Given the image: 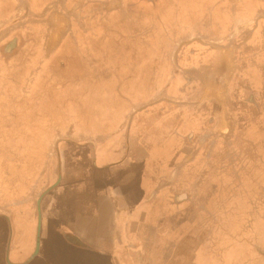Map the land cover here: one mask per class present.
Wrapping results in <instances>:
<instances>
[{"label": "crops", "instance_id": "crops-1", "mask_svg": "<svg viewBox=\"0 0 264 264\" xmlns=\"http://www.w3.org/2000/svg\"><path fill=\"white\" fill-rule=\"evenodd\" d=\"M212 3L213 6L208 0H203L202 6L196 9L187 0L189 5L182 12L178 9L173 12L175 15L184 12L179 25L183 27L182 31H187L184 34L187 36L184 37L194 39L192 43L186 42L187 49L195 46V43L222 46L218 48V52L214 50L196 54L192 47L188 49L191 55L181 52L182 62L189 60L192 63L188 69L185 67L183 70L186 74L184 81L183 77L180 78V69L175 71L170 63L165 69L159 70V60L178 62L179 54L159 59L158 43L154 36L157 33L153 35L152 28L149 39L144 37L130 40L127 49L123 48V44H127L125 40L122 46L118 44L122 48L118 55L120 58L129 59V66L132 68L125 77L122 75L123 70L118 72L120 80L117 88L123 92L126 102L114 107L112 114L106 108L103 113L89 115L87 122L83 118L75 122L78 125L76 128L81 129L80 132L84 128L85 137L71 140L72 136H68L58 141L57 135L49 138L51 143H55L52 155L57 156L58 163L49 168L48 172L54 173L56 182L36 202L37 210L34 215L39 220L37 246L28 253L25 260H15L23 253L20 251L21 246L14 247L17 230L11 225L6 228L0 225V264H33L37 259H41L42 264H60L59 260L63 261L62 264H171L173 260L170 261V258L174 253L181 252L190 238L194 242L197 239L192 249L198 250V257L202 253L199 249L205 247L209 250L217 249L218 257L223 259L225 253H232L231 247L236 245L238 239L245 240V233H240L250 229V222L259 213L257 202L264 201L262 197L257 198L260 196L258 180L264 175V147L263 159L261 164L257 163L256 169L250 166L252 162L246 167L218 164L219 155L222 159L225 157L219 152L221 148L217 150L218 141L224 138L221 131L225 134L233 133L235 126L231 127V123L228 130L227 121H224L226 126H222L220 117L225 116L222 114L223 110L226 111L227 106L231 107L232 103L223 100L227 99L224 95L230 89H219L216 71L217 66L221 69L220 62H224L222 53L235 48V41L230 48L227 46L231 44L227 41L235 37L234 40H237L240 32H247L255 18L250 9L253 6L251 2L250 5L241 6L234 2L230 6H223L220 0H212ZM86 7L82 6L83 10L81 8L79 13H83ZM30 8L28 0H0V15H4L1 16L0 23L7 24L15 15L29 11ZM103 12L105 11L102 10L101 13ZM85 14H91L90 10ZM207 15L213 18L212 28L219 31V38L213 41L214 44L204 39L200 33L193 34L202 28L196 20ZM190 30L193 33H189ZM222 30L233 32L227 34L226 31L222 35ZM193 36L196 38L192 39ZM106 40L97 43L104 45ZM93 41L94 39L78 38L74 43H67L59 38H49L45 47L52 45L59 56L69 46H77L76 53L78 46H84V55L88 59L89 55L93 57ZM108 47L110 46L102 49L103 54L115 58L116 54L111 53ZM202 55H206L205 60L213 62L214 66L203 69L204 73L200 74L196 72L202 67H197L196 64L202 63ZM233 72L232 75L238 74ZM168 77L175 79L174 83L169 82L170 86L165 83ZM159 78L164 80L159 81ZM185 81L188 86L193 83L194 96L189 98L188 95L185 102L166 99L167 106L163 108L152 106L162 101L157 94L164 90L170 94L178 90L179 94L187 96ZM142 88L150 96L143 92L144 95L139 97ZM195 98L196 101H193ZM248 103L245 105L254 104ZM255 104L257 105L256 102ZM184 105L188 107L183 108ZM230 109L233 111L232 107ZM247 132L243 133L246 137ZM238 135L237 131L234 138H227L228 142L238 140ZM71 141L76 143V148L70 145ZM261 141H264V137ZM78 142L83 143L80 145ZM63 145H66L65 149ZM46 156L49 157L47 154ZM38 163L42 164V168L39 166L38 170L46 175L45 158L43 163L39 160ZM232 175L235 178L232 179ZM263 182L261 180L260 183ZM241 187L242 198L239 199L236 190ZM263 190L264 186L261 191ZM181 200L185 202V206L176 208L178 214L173 215L171 210ZM26 201L30 203V198ZM157 202L161 206V213L155 217L154 204ZM6 213H0V216L5 215L9 221V214ZM154 217L155 225H145L144 221H154ZM261 219L264 221L262 214ZM86 221H91V230L94 229L100 234L101 240L96 245L98 251L73 234L78 228L74 223L81 224ZM161 221L165 226V235H161L155 242L150 237L143 238L140 231L143 226L150 232L152 228L156 230ZM57 223L60 225L57 226ZM64 229L69 231L68 234L63 232ZM82 229L86 230V227ZM172 232L179 233L176 240L163 238L169 233L172 235ZM155 234L157 236V232ZM58 237L63 239L61 246L56 245ZM42 239L47 240L45 250H42ZM188 250L191 251V248L188 249L187 246L186 256ZM236 258L229 262L222 260L221 264H234ZM259 260V255L253 258V261ZM262 262L264 263V257Z\"/></svg>", "mask_w": 264, "mask_h": 264}, {"label": "rangeland", "instance_id": "rangeland-1", "mask_svg": "<svg viewBox=\"0 0 264 264\" xmlns=\"http://www.w3.org/2000/svg\"><path fill=\"white\" fill-rule=\"evenodd\" d=\"M28 1L31 4L29 11L26 10L15 15L7 24L0 23V213L7 212L6 214H9L10 217L7 221L5 215L0 216V225L5 228L11 225L13 229L17 230L14 247L21 246L20 251L23 252L22 255L15 258L19 261L25 260L28 253L37 246L39 220L34 215L37 210L36 202L43 194H46L48 191L46 189L51 188L50 186L56 182L54 173L48 172L49 168H53L58 163L57 156L53 157L55 154L52 155L55 143H51L49 138L57 135L56 141H58L68 136H72L71 140L85 137L83 136L84 128L80 132L81 129L76 128L78 125L74 124L75 122H79L80 118L87 122L89 115H98L107 109H110L109 113L112 114L114 107L126 102L122 96L123 92L121 93L117 88L120 80L118 72L123 70L122 75L125 77L132 68L129 66V59L120 58L118 55L119 50L122 49L118 44L122 46L125 40L127 44H123V48L127 49L130 40L144 37L149 39L152 28L153 35L157 33L154 36L158 43L159 59L164 56V58L175 57L179 54V63L176 60L173 63L159 60L157 63L159 70L165 69L170 63L175 71L180 69V78L183 77L184 81L186 74L183 70L185 67L188 69L192 63L190 64L189 60L182 62L180 55L181 52L191 55L188 49L192 46L187 49L185 44L188 41L192 43L193 38H196L193 36V40H190L191 38L184 37L187 36L184 35L187 31H182L183 27L179 25L184 17V12L179 15L173 13L177 9L182 12L183 8L185 9L189 5L187 0H153L155 3L147 0ZM188 1L191 7L193 5L196 9L203 4V0ZM231 1L234 0H220L223 6L232 5ZM250 1L253 5L250 6V9L254 15L255 23L247 32H240L237 40H234L235 37L227 41L231 44L227 46L228 48L235 41L234 49L223 52L224 57L219 55L224 62H220L221 69H218L219 66H217L218 79L216 77V81L218 80L219 89H227V91L230 89L228 94L224 95L227 96V99L223 100L230 101L233 108L232 111L228 105L226 111L223 110L222 113L226 118L220 117V120H222L223 127L226 126L224 121L229 123L228 130L232 123L235 126V132L225 134L224 131H221L224 138L218 141L217 150L221 148L218 151L225 155L223 159L219 155V165L233 166L235 164L246 167L252 162L253 164L250 166L256 169L257 163L261 164V159H263L262 148L264 147V141H261L264 137V127H262L264 125V0ZM208 3L214 5L212 0H208ZM59 4L64 8L62 11L57 10ZM82 6L87 7L83 13L79 14ZM89 10L91 14H85ZM102 10L105 12L101 13ZM152 12L154 13L152 14ZM70 13L75 15H73L74 18L72 17L73 20L68 21ZM1 16L4 15H0V18ZM197 21L202 26L201 30L197 29L194 33L190 30L189 33L195 35L200 33L209 42L218 40L219 31L217 28H212L213 18L211 16L207 15L205 18L202 16ZM226 31L222 30L221 34L225 35ZM227 32L229 34L233 31ZM60 37L68 38L73 43L78 38L94 39L92 42L93 57L91 58L89 55V58L86 59L84 46H78L77 53V46L74 45L71 49L69 46L59 56L52 45L45 47L47 39ZM13 39L16 40L14 46L6 44ZM103 39H107L106 43L99 45L98 43H101ZM195 44L192 48L196 50L193 51L196 54H203L207 51L214 52V50L222 48L214 42L211 43L214 45ZM107 45L110 46L108 48L111 53L116 54L115 58L106 57V54H103L102 49ZM205 57L206 55H202L200 58L202 63L196 64L197 67H202L196 73L203 74V69L214 66L213 62L206 61ZM203 66L205 67L203 68ZM232 71L238 74L232 75ZM162 80L164 79L159 78V81ZM169 82L174 83L175 79H171V77L166 79L165 83L170 86ZM187 84L185 81L184 85L188 88V90L185 89L187 96L179 94L178 90L173 94L164 90L157 94L162 101L152 106L166 107V99L185 102L188 100V95L190 98L195 94L193 93L195 89L193 83L189 86ZM143 92L147 94V90L142 88V94L139 97L144 95ZM149 94L147 95L150 96ZM155 96L156 94L153 95V97ZM197 98L193 101H196ZM162 102L165 104H161ZM248 102L254 103V105H250ZM236 103L239 105L236 106ZM247 103L249 105H245ZM186 107L188 106H183V108ZM223 107L225 106L223 105ZM232 112L235 113V119ZM237 131L238 140L228 142L227 138H234ZM246 131H248L247 137L243 134ZM82 143L78 142L80 145ZM70 145L75 148L77 146L74 141H71ZM65 147L66 145H63V149ZM48 151L52 152L48 153ZM57 152L59 153V151ZM44 158L46 175L42 170H38V167L42 165L38 163V160L43 163ZM234 176L232 175L231 178H235ZM242 191L243 187L236 190L239 199L242 198ZM261 197L264 199V190L260 191L259 197L257 196L259 199ZM29 198L30 203L26 201ZM154 205L156 206L155 217H157L161 213V206L158 205V202ZM177 205L171 210L173 215L178 214L175 209L184 207L185 202L181 200ZM256 207L259 213H256L254 221L250 222V229L246 232L241 231V233L239 231L240 234L245 233L243 235L245 240L238 239L236 245L233 244L231 247L232 253H225L223 259H220L217 249L209 250L201 247L199 251L202 253L198 257V250L193 251L192 249L194 248L192 245L197 242V239L194 242V239L190 238L187 240V246L188 249L191 248V251L188 250L186 256L187 246L182 251L178 249L181 252L173 254L170 258V261L173 260L171 264H221L222 260L226 259L229 262L236 257L234 264H246L245 262L250 264L249 261L254 262L251 264H264L262 262L264 257V221L261 219V214L264 218V201L257 202ZM155 217L152 219L154 221H149V219L144 221L145 225H155ZM162 223V221L159 222L157 231L152 228L150 232L148 230L147 232L143 226L140 229L143 238L144 236L150 237L152 242H155L161 235H165L163 229L165 226ZM92 224L91 221L81 222V224L80 222L74 223L78 228L73 234L78 236L81 242H87L93 247V250L98 251L96 245L101 237L97 231L91 230ZM58 225L60 224L57 223ZM84 227L87 231L82 229ZM64 230L63 232L68 234L69 231ZM172 233V235L169 233L163 238L176 240L179 233ZM61 242L63 239L58 237L56 245H63ZM150 242L148 239L149 244ZM41 244L43 248L41 249L45 250L47 240L42 239ZM156 246L158 247V245ZM156 246H154L155 250H157ZM246 251L249 253L246 254ZM256 255L261 257L258 262L253 261ZM63 256H65L64 253ZM62 262L59 260L60 264ZM33 264H42V260L37 259Z\"/></svg>", "mask_w": 264, "mask_h": 264}, {"label": "flooded vegetation", "instance_id": "flooded-vegetation-1", "mask_svg": "<svg viewBox=\"0 0 264 264\" xmlns=\"http://www.w3.org/2000/svg\"><path fill=\"white\" fill-rule=\"evenodd\" d=\"M147 1H150L151 3H155V1L153 2V0H147ZM232 3L234 2L235 3V5H239V6H241L242 4H248V5H250V0H241V1H237V0H234V1H231ZM252 3V2H251ZM62 6V5H61ZM137 7V6H136ZM62 9H64L63 7H60V4L58 5V7H57V10H59V11H62ZM70 12V11H69ZM74 13H75V11H74ZM74 13H70L69 15L70 16H68V18H67V20L68 21H71V20H73V18H74V16L73 15H75ZM80 14V13H79ZM73 17V18H72ZM259 22V21H258ZM255 23V22H254ZM257 23V22H256ZM59 39H62L63 41H66L67 43H71L72 42V40H70V39H68V38H63V37H60ZM15 39H13L11 42H8V43H6V44H11L12 46H14V44H15ZM70 49H71V46H70ZM252 105H254V104H252ZM234 113V112H233ZM234 118H235V113H234ZM234 125H232L231 127H233ZM264 179V175L262 174L261 175V177L259 178V180L258 181H260L261 182V180H263ZM259 182V185H258V187H257V189L259 190V192L261 191V189L263 188V186H264V184L263 183H260Z\"/></svg>", "mask_w": 264, "mask_h": 264}]
</instances>
